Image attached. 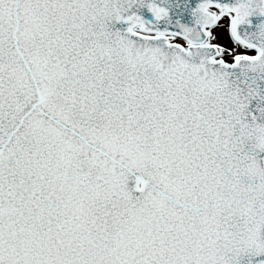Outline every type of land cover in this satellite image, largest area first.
I'll use <instances>...</instances> for the list:
<instances>
[{"label":"snow or ice","instance_id":"1","mask_svg":"<svg viewBox=\"0 0 264 264\" xmlns=\"http://www.w3.org/2000/svg\"><path fill=\"white\" fill-rule=\"evenodd\" d=\"M0 264H264V0H0Z\"/></svg>","mask_w":264,"mask_h":264}]
</instances>
